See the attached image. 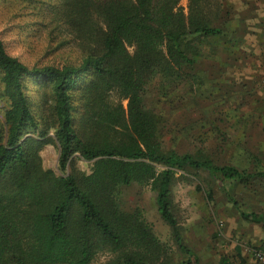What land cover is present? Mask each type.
<instances>
[{
    "label": "trees",
    "instance_id": "trees-1",
    "mask_svg": "<svg viewBox=\"0 0 264 264\" xmlns=\"http://www.w3.org/2000/svg\"><path fill=\"white\" fill-rule=\"evenodd\" d=\"M181 1L61 0L53 17L94 45L76 64L29 66L0 36V264H187L175 261L140 208L123 205L122 189L139 185L155 192L178 250L199 264L173 201L189 170L219 181L241 217L264 226V213L241 210L229 190L264 179V169L168 149L163 120L147 104L157 79L166 89L189 76L224 38L222 0H188L187 10ZM34 85L50 94L38 104ZM49 143L59 148L61 175L42 165ZM75 156L92 163L90 174L68 173ZM205 192L213 201V190ZM105 252L110 258L97 263Z\"/></svg>",
    "mask_w": 264,
    "mask_h": 264
},
{
    "label": "rangeland",
    "instance_id": "rangeland-1",
    "mask_svg": "<svg viewBox=\"0 0 264 264\" xmlns=\"http://www.w3.org/2000/svg\"><path fill=\"white\" fill-rule=\"evenodd\" d=\"M246 1L252 0H222L226 6L231 3L234 7L233 21L239 12L240 16L244 15ZM256 3L263 7L262 0H256ZM60 4L61 0H0V36L8 52L29 66L78 63L94 45L86 38L75 37L59 15L53 17L51 11ZM181 5L187 10L188 0H182ZM254 25L259 29L256 21ZM246 52L244 56L251 57L249 51ZM213 59L206 55L197 69L188 71L189 76L171 82L166 89L161 88L158 79L150 88L147 104L163 120L165 144L178 153H204L220 165H233L251 172L263 170L264 95H227L225 91L221 92L224 95H217L219 84L216 86L212 81H219L214 68L217 60ZM252 61L253 69H243L244 73L239 75L243 77L241 82L230 80L232 92L238 87L237 92L243 93L252 82L244 81L246 75L254 71L255 88L263 90V50L253 54ZM240 65L243 67V63ZM29 91L36 104L44 95H50L47 89H39L37 85ZM111 99L120 101L115 92ZM123 103L127 105L126 100ZM40 156L45 169L61 175L59 148L55 144L44 146ZM91 170L92 163L75 156L68 173L90 174ZM209 189L213 190V201L206 197L205 191ZM229 190L240 202L241 210L264 213V179L248 186L236 182ZM121 200L125 207L142 210L175 261L193 264L174 243L171 228L162 219L156 194L150 186L123 188ZM173 201L184 240L197 254L199 264H221L222 258L229 264H239L236 245L241 246L247 264H264V258L257 259L255 255L257 251L264 253V226L244 220L228 201L222 184L208 173L189 170L184 177L179 176L173 187ZM109 258L105 252L95 261L103 263Z\"/></svg>",
    "mask_w": 264,
    "mask_h": 264
},
{
    "label": "crops",
    "instance_id": "crops-1",
    "mask_svg": "<svg viewBox=\"0 0 264 264\" xmlns=\"http://www.w3.org/2000/svg\"><path fill=\"white\" fill-rule=\"evenodd\" d=\"M262 1L263 7H261L259 3H256V0H252L249 3L247 1L244 2V5L246 4L244 10L242 9L244 15L240 16L241 12H239L234 21L232 20V18L234 17L232 15L234 7L231 5V3L230 6H226L225 3L223 4L225 8H223V15L225 19L220 25H224V38L220 41L215 50H207L206 52V54L214 57L213 60H217L215 62L217 66L215 65L214 68L217 69V75L215 74V77L219 81H217L216 79L215 81L212 80L216 86H218L219 84V86L217 87V95H224L223 93H221L222 91H225L227 95H264V88L260 91L255 88L256 83L253 81L255 79V71L247 73L244 80L246 82L252 81L249 82L250 85L245 90L247 92H237L238 87H236L235 92H232V88L230 86V80H235V82H237V80H239V82L242 81L243 77H239V75L242 76V73H244L243 69H245V71L248 69V67H250V69H253L252 65L254 61H252V56L253 54L257 55V53L261 52V50H263L264 73V0ZM248 21L253 23H248ZM255 21L259 25V29H255ZM218 47L221 48L220 51L217 50ZM245 51H249L251 57L247 58L246 56H244L248 53H245ZM240 63H243V67L242 65H240ZM257 73L258 72H256V74ZM250 77H252L253 79H250ZM206 78L210 77L207 76Z\"/></svg>",
    "mask_w": 264,
    "mask_h": 264
},
{
    "label": "built area",
    "instance_id": "built-area-1",
    "mask_svg": "<svg viewBox=\"0 0 264 264\" xmlns=\"http://www.w3.org/2000/svg\"><path fill=\"white\" fill-rule=\"evenodd\" d=\"M262 82H263V86H264V76H263V81ZM255 255H256L257 259H263L264 258V253H262L260 251H257Z\"/></svg>",
    "mask_w": 264,
    "mask_h": 264
}]
</instances>
